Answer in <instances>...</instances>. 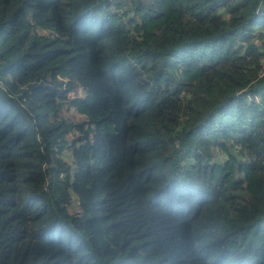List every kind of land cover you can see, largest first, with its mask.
<instances>
[{"label": "trees", "instance_id": "obj_1", "mask_svg": "<svg viewBox=\"0 0 264 264\" xmlns=\"http://www.w3.org/2000/svg\"><path fill=\"white\" fill-rule=\"evenodd\" d=\"M263 42L264 0H0V264H264Z\"/></svg>", "mask_w": 264, "mask_h": 264}, {"label": "rangeland", "instance_id": "obj_2", "mask_svg": "<svg viewBox=\"0 0 264 264\" xmlns=\"http://www.w3.org/2000/svg\"><path fill=\"white\" fill-rule=\"evenodd\" d=\"M81 93V92H79ZM63 113H65V111H63ZM69 118L72 119V120H76V119H79V115L75 113V111L71 110L69 113Z\"/></svg>", "mask_w": 264, "mask_h": 264}, {"label": "built area", "instance_id": "obj_3", "mask_svg": "<svg viewBox=\"0 0 264 264\" xmlns=\"http://www.w3.org/2000/svg\"><path fill=\"white\" fill-rule=\"evenodd\" d=\"M262 12V11H260ZM263 46H264V42H263ZM261 66H262V71H264V60L261 62Z\"/></svg>", "mask_w": 264, "mask_h": 264}]
</instances>
